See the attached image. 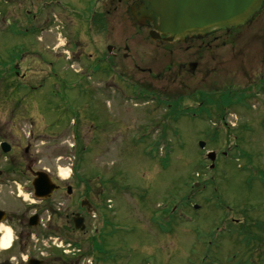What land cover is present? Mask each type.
Instances as JSON below:
<instances>
[{
  "label": "rangeland",
  "instance_id": "obj_1",
  "mask_svg": "<svg viewBox=\"0 0 264 264\" xmlns=\"http://www.w3.org/2000/svg\"><path fill=\"white\" fill-rule=\"evenodd\" d=\"M5 1L0 0V8L10 5V16L5 17L6 22L0 16V44L10 47L12 64L38 37L23 14V6L29 1L10 0L8 5ZM34 1L36 7H31V15L40 14L39 0ZM58 1L66 9L58 7L50 15L62 18L63 28L59 32L63 34L58 36L64 45L67 39L73 40L65 15L80 20L86 14L84 9L95 6L97 0ZM127 3L128 0L126 6ZM121 11L126 27L123 37L135 46L133 55L132 49L127 51V72L113 74L115 60H104L103 52L92 47L81 56L74 54L65 63H59L64 73L59 77L44 80L31 72L38 68L24 69L29 76L37 77L33 81L29 77L30 86L20 89L21 96L26 97L24 101L41 102L47 120L55 117L49 108L57 103L65 111L62 126L66 122L67 129L57 133L55 141L33 137L14 138L12 142L23 160L37 155V170L50 169L58 176L71 168V175L76 174L72 182L75 193L73 197L55 193L47 200L44 226L24 236L13 231V247L0 248V264H27L21 253L31 252L35 256L34 245L45 254L68 250L66 246L57 248L50 236H64L58 231V216L77 211V201L82 199L85 189L92 187L96 194L91 198L95 213L86 216L84 231L68 236L79 241L81 252L77 261L67 259L65 264H88L94 236L98 243L93 256L95 264H264V90L252 96V106H231L226 122L219 121L221 116L217 119L215 112L195 107L196 98L191 100L194 87L203 86L200 74L182 78L176 75L177 71L174 73L178 63L189 61L190 54L177 50L170 53L168 48L172 45L151 41L146 28L138 27L141 34L135 35L137 26L132 17L127 9ZM109 22L112 29L110 39L102 42L104 49L121 33L115 11H111ZM241 30L244 32L240 37L246 35L244 38L250 44L249 52L241 55L238 48L229 57L220 48L213 56L206 55L204 60L212 62L206 83H228L237 89L249 84L250 78L256 79L253 74L264 73V10ZM52 37L48 36V40ZM88 52L93 54L91 67L86 63ZM218 52L221 54L217 58L226 70L222 77L214 76L216 67L219 68L215 67L214 58ZM27 59L34 62L31 54ZM50 59L56 62L58 57L50 54ZM80 68L84 70L76 72ZM180 97H184L181 101L185 105L194 106L190 112L186 113V106L179 102L172 103L171 109L167 107L170 99ZM75 121L82 127L79 141L73 139L69 129ZM89 135L94 141L87 142ZM200 142L205 149L200 148ZM30 145L27 154L25 149ZM207 151L217 155L211 170V162L203 155ZM197 182L200 185L195 186ZM10 190L0 188V207L8 212V217L16 210L15 202L10 203ZM21 192L19 204L35 200L31 189L21 188ZM194 204L197 208L193 209ZM0 225L17 228L10 218ZM3 232L4 229L0 240ZM34 233L38 242L32 237ZM254 234L260 240L245 242ZM46 259L47 264H62L51 260L52 256Z\"/></svg>",
  "mask_w": 264,
  "mask_h": 264
},
{
  "label": "flooded vegetation",
  "instance_id": "obj_2",
  "mask_svg": "<svg viewBox=\"0 0 264 264\" xmlns=\"http://www.w3.org/2000/svg\"><path fill=\"white\" fill-rule=\"evenodd\" d=\"M28 1L29 4L23 6L24 9H26L23 14L27 17L26 21L28 25L30 24L32 30L37 34L38 38L36 43L30 46L27 50L21 51L19 57L16 58L12 64H10V47H3L2 44H0V188L12 189L10 190V203L12 204L15 202L16 210L13 211L9 217L8 212L6 211V218L7 220L10 218V221L15 220L17 228L15 229L14 225H11V229L15 232L17 231L20 236L27 235L32 230H36L43 226V218L45 211L47 210V201L34 200L32 201L33 203L31 202L25 205L17 202L18 198L20 199L22 196L23 191L21 192V188H24L25 190L31 189L34 193L33 183L38 177V172L41 170L35 169L37 155L34 159H29V161L27 158L23 160V157L19 155V151L16 150V146L12 141L14 138L28 140L33 137L43 141L46 140V142L55 141L57 133H62V130L66 131L67 129L66 122L64 123V126H62L63 117L66 115L65 111L57 107V103H54L49 108L55 117L53 120H47V116L43 113V109L41 108V102L24 101L26 97L21 96L20 89L30 86L29 77L33 81L37 78L35 76L43 77V79L46 80L47 77H59L63 75V70L58 66L59 63H65L68 59L72 58L74 54H79L81 56V54H84V52L91 47L98 53L103 52L104 60H115L112 65L113 74L116 71H118L119 74L127 72L125 60L130 57V53H127V51L132 49L131 54L133 55L135 46L128 43L127 38L123 37V34L126 33V27L124 24V13L121 9H127V12L131 17H134L135 15L142 17L139 12L142 0H128L127 6L126 0L125 2L123 0H98L95 6L91 5L90 8L84 9L86 14L81 15L80 20H73L69 15H65L67 24L72 30L71 33L73 35V40L71 41L67 39V42L62 45V39L58 36L62 33L61 31L59 32V28H63L62 18L60 17L59 20L54 14V18L50 17L53 16L50 15V13H55L58 7H61V2L58 0H39L38 3L40 5L38 9H40V14L36 13L31 15L32 10L30 9H32L31 7L35 8L36 4L34 0ZM5 3L7 5L10 4V0H6ZM0 9H2L0 10V16L3 19L2 21L5 20L4 22H6L5 17L10 16V10H8L10 9V5L1 7ZM111 11H115L118 14L119 22L117 23V26L120 27L119 30L121 33L119 38L114 39L113 42L115 44H112L113 42L108 43L110 45L107 49H104L102 42L108 38L110 39V32L112 29V24L109 22ZM19 15H22V12H19ZM114 28L115 27H113V29ZM134 31L135 35L141 34L137 27H135ZM242 32L244 31H242L241 28L233 29L231 32L213 31L201 37H187L184 41L178 42L180 44L172 45V48H168L170 53H174L177 50V52L182 53L183 55L187 53L190 54L189 61L178 63V70H174V73L177 71L176 75H180L182 78H187V75H191L188 77L191 78L195 77L196 74H200V81L203 86L200 85L199 87H194V92L190 93L193 94L191 100L196 98L194 106L203 108L208 112L211 110L210 113L215 112L213 114L217 119L221 116L220 121L226 122V112L229 114V112L232 111L229 109L231 106L248 107L251 105V98L253 95L250 96V90L254 89V85L262 86L260 82H263L264 80V73L259 71L257 75H252L254 77L257 76L256 79L250 78V85L247 84L245 87H239L237 89L233 88L228 83L214 85L212 81L208 83L205 82L207 81L205 78L212 73L209 70L212 68V62L210 60H204L206 55L209 57L213 56V52L220 48L224 49L229 57L230 54L234 53L238 48V53L241 52V55H245L246 51L249 52L250 44L247 43L246 38H244L246 35L240 37ZM51 35H53V37L51 40H48V36ZM90 39L91 41L89 42ZM136 42L138 41L136 40ZM71 46H74V50L71 49ZM137 46H139V43ZM65 53L67 54L65 55ZM29 54L33 55L34 62L27 59ZM50 54L58 57V60L56 62L51 60ZM219 54L221 53L218 52L214 57L216 61L215 67L219 66V68L216 67L214 76L222 77L226 75V70L223 69V65L220 63L221 59L217 58ZM85 56H87L86 63L88 62L89 67L93 66L91 62L94 60L92 52H88ZM41 66L49 67V69L46 70ZM28 67H36L39 69L38 71H31L35 74V76L33 75L34 77L31 75L29 76L28 74L30 73H27L24 70ZM81 70L84 69L80 68L76 70V72ZM168 78H170V75H168ZM257 79L258 81L255 84V80ZM41 86L42 85H40V87ZM186 88L189 87L186 86ZM262 88L264 87L258 89ZM56 90V87H54L53 91ZM235 91L237 92V95H234ZM35 93L36 92H34V94ZM180 94L182 95V93ZM53 95L56 97L55 92H53ZM10 97L13 98V100L10 101ZM182 99H184V97H180L179 99L172 98L170 100H175L173 103L179 102L181 105H185V103L181 101ZM249 99H251L250 102ZM224 105L230 106L226 107ZM185 106L186 108L194 107L193 105ZM69 129H72L73 131L72 135L74 140L80 138V129H82V127L78 126L77 122L73 123V127L72 124H69ZM26 131H28L27 135L25 134ZM49 132L52 134H49ZM86 140L87 142L94 141L92 135H89ZM30 148L31 145L25 149L27 154H29ZM44 170L48 172L50 179L59 187L55 193H66L69 197H73L75 186L72 182L75 174H73L74 176L68 180H63L50 169ZM82 194V199L77 201V211L66 212L63 215L60 214L58 216V231L64 236H67L65 238H68L71 234L81 232V230L76 228V222H78L80 218H83L85 223L86 216H90L89 211L94 210L91 198L96 196V194L93 187L85 189ZM13 196L14 200L11 199ZM84 200L86 202L85 205H83ZM74 206H76V203H74ZM31 210L34 212L30 214ZM56 258L62 264H65L67 259L71 260L67 256H64L62 252L56 253Z\"/></svg>",
  "mask_w": 264,
  "mask_h": 264
},
{
  "label": "water",
  "instance_id": "obj_3",
  "mask_svg": "<svg viewBox=\"0 0 264 264\" xmlns=\"http://www.w3.org/2000/svg\"><path fill=\"white\" fill-rule=\"evenodd\" d=\"M263 9L264 0H142L139 9L142 17L135 15L132 20L140 29H148L152 40L174 44L213 31L231 32L249 24ZM200 145L204 147V143ZM208 157L213 161L215 153H209ZM38 175L34 182L36 197L50 198L57 186L45 172ZM4 219L5 212L0 210V221ZM76 227L85 229L83 219ZM30 264H42V261L32 259Z\"/></svg>",
  "mask_w": 264,
  "mask_h": 264
},
{
  "label": "clouds",
  "instance_id": "obj_4",
  "mask_svg": "<svg viewBox=\"0 0 264 264\" xmlns=\"http://www.w3.org/2000/svg\"><path fill=\"white\" fill-rule=\"evenodd\" d=\"M3 225H0V228H3ZM7 231V238L0 240V248L9 247L11 242V229H6Z\"/></svg>",
  "mask_w": 264,
  "mask_h": 264
},
{
  "label": "bare ground",
  "instance_id": "obj_5",
  "mask_svg": "<svg viewBox=\"0 0 264 264\" xmlns=\"http://www.w3.org/2000/svg\"><path fill=\"white\" fill-rule=\"evenodd\" d=\"M61 173L64 175V177H67L68 176V170H62L61 171ZM4 229V232L2 233V236H1V240L2 239H6L7 238V231H6V229H9V227H3V228H0V232L2 231ZM11 237H12V234H11ZM13 238V237H12ZM12 238H11V242H10V245H11V243H12ZM10 247V246H9ZM8 247H4V248H2V249H7Z\"/></svg>",
  "mask_w": 264,
  "mask_h": 264
},
{
  "label": "trees",
  "instance_id": "obj_6",
  "mask_svg": "<svg viewBox=\"0 0 264 264\" xmlns=\"http://www.w3.org/2000/svg\"><path fill=\"white\" fill-rule=\"evenodd\" d=\"M174 117H176V116H174Z\"/></svg>",
  "mask_w": 264,
  "mask_h": 264
}]
</instances>
